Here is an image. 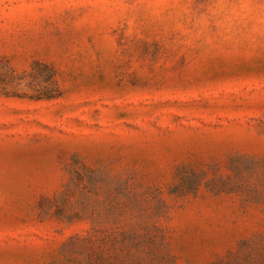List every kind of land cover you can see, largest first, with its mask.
I'll return each mask as SVG.
<instances>
[{
  "label": "rangeland",
  "instance_id": "1",
  "mask_svg": "<svg viewBox=\"0 0 264 264\" xmlns=\"http://www.w3.org/2000/svg\"><path fill=\"white\" fill-rule=\"evenodd\" d=\"M0 264H264V0H0Z\"/></svg>",
  "mask_w": 264,
  "mask_h": 264
}]
</instances>
